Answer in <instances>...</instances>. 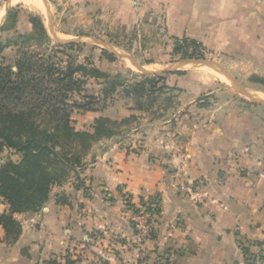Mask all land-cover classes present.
Returning a JSON list of instances; mask_svg holds the SVG:
<instances>
[{
  "label": "crops",
  "instance_id": "1",
  "mask_svg": "<svg viewBox=\"0 0 264 264\" xmlns=\"http://www.w3.org/2000/svg\"><path fill=\"white\" fill-rule=\"evenodd\" d=\"M53 1L63 13L70 9L65 16L72 23L125 30L156 25L167 50L175 38L195 39L222 55L234 76L264 78V0ZM13 2L0 0L1 25ZM26 23L23 30L17 24L20 34L31 33L28 16ZM178 60L156 72L172 94L159 115L155 107L137 110L115 96L102 108L73 110L77 131H91L99 117L135 119L124 125L130 132L96 141L40 210L13 214L20 224L16 239L0 225V264H72L76 257L104 264H252L264 257V109L238 103L202 63ZM100 65L111 75L128 70L105 58ZM201 95L208 96L207 107L198 103ZM7 158L20 155L4 150L0 164ZM190 185L207 196L190 200ZM149 198L158 212L146 235L133 228L130 213ZM2 212L8 205L0 198Z\"/></svg>",
  "mask_w": 264,
  "mask_h": 264
},
{
  "label": "trees",
  "instance_id": "2",
  "mask_svg": "<svg viewBox=\"0 0 264 264\" xmlns=\"http://www.w3.org/2000/svg\"><path fill=\"white\" fill-rule=\"evenodd\" d=\"M16 20L17 9L9 8L3 26L9 21L14 24ZM29 22L30 35L19 34V37L25 41L48 40L38 16L29 17ZM174 40V52L181 59L204 58V47L199 41L186 37ZM79 44L67 41L39 53L22 44L0 41V58L5 49L17 47L12 65L0 61V154L9 150L20 155L17 161L7 158L0 164V198L8 205V212L0 213V225L9 239H16L20 233V224L13 214L40 210L48 200L51 188L65 182L71 172L83 165L94 142L117 135L119 126L135 119L134 115L121 121L99 117L93 121L91 131L74 128L73 110H96L99 100L92 95H81L84 80L79 74L85 68L68 53ZM59 53L62 58L57 56ZM101 54L110 62L116 59L115 54L106 49L102 48ZM251 78L264 85L263 79ZM155 80L145 76L135 84L136 90H145L147 84L155 86ZM75 95L81 101L73 100ZM133 101L135 109L147 108L142 105L140 95ZM64 148L69 154L61 153ZM75 173L78 175V171Z\"/></svg>",
  "mask_w": 264,
  "mask_h": 264
},
{
  "label": "rangeland",
  "instance_id": "3",
  "mask_svg": "<svg viewBox=\"0 0 264 264\" xmlns=\"http://www.w3.org/2000/svg\"><path fill=\"white\" fill-rule=\"evenodd\" d=\"M16 2L17 1L13 2L12 5L17 9V20L14 24L11 21L4 26L0 24V41L2 43L11 41L16 45L22 44L23 47L28 50H35L39 53H44L51 47H55L59 43H64V41H79V46H75L73 49L68 50V53L75 58L77 63L82 64L85 68V70L83 69V73L79 74L84 80V89L81 95H92L97 97L99 99L96 104L98 108L107 105L113 96H115L117 100L124 102V104L132 103L134 105V97L140 95L143 101L142 105L147 107L146 110L155 107L156 113L159 115L160 112L157 111L163 110V108L171 102L172 94L164 90L165 87L161 84L162 76L156 72L160 71L158 69L163 67L165 69L169 62L176 63L179 61L178 59H181V56L174 52V39L169 46L170 50H167V45L169 44L156 25H145L141 28L134 27L128 30L120 26L108 27L101 25L99 29L98 24H91L88 27H83L81 24L72 23L71 20L65 16V13L69 12L70 9H66L63 13L62 8L57 7L53 0H43L44 4L47 6L46 9L39 0ZM0 10H4V4ZM27 16H38L41 19L46 29L48 40L40 41L38 39H33L25 41L24 38L18 36L20 32L17 29V24L20 30L26 28ZM54 17L55 20H53ZM141 47L144 49L143 51H141ZM102 48L114 53L117 63L126 65L128 70L114 75L104 71L100 65L102 58H105L101 54ZM16 50V46L5 49L1 54L2 58H0V61L2 59L4 63L12 65ZM203 54L204 58L202 59L185 58V60H190L193 63H201L204 60L215 62L225 69L228 75L204 64L202 65L212 70L213 75L223 81L222 86L229 89L227 92L229 96L238 98L236 101L244 106H259V109H264V105L251 101L252 98L264 100V85L257 81H253V78H251L257 77L255 74L245 73L248 74L249 77H244L241 73L235 72L236 76H234L227 68L229 62L226 61L222 55L209 53L205 49ZM57 56L59 58L63 57L61 53ZM162 60L165 61L166 65H161L159 68L158 66L151 68L143 67L144 64H147L149 61L160 62ZM145 76L150 78L154 77V79H156L155 86L147 84L145 90L137 91L135 84L142 81ZM261 79L264 80V78ZM207 97L208 96L204 95L199 97L198 103L202 107H207L209 105V99ZM73 100L81 101L77 95L73 97ZM170 117L171 116H169V118ZM123 126L124 125H121L117 128V136L130 132L128 131V126H124L127 128H122ZM66 151L67 149L64 148L61 150V153L65 155L67 153L69 154V151Z\"/></svg>",
  "mask_w": 264,
  "mask_h": 264
},
{
  "label": "built area",
  "instance_id": "4",
  "mask_svg": "<svg viewBox=\"0 0 264 264\" xmlns=\"http://www.w3.org/2000/svg\"><path fill=\"white\" fill-rule=\"evenodd\" d=\"M185 192L189 196L190 200L195 202H201L206 196L207 192L201 188L190 185L185 187ZM89 195H93L94 191L92 188L87 189ZM158 203L154 198L147 199L143 205L139 208L132 209L130 213V221L133 228L141 232L142 234H150L151 224L155 216L157 215ZM73 264H104L100 259H89L76 257L73 260ZM252 264H264V257H257L252 260Z\"/></svg>",
  "mask_w": 264,
  "mask_h": 264
},
{
  "label": "water",
  "instance_id": "5",
  "mask_svg": "<svg viewBox=\"0 0 264 264\" xmlns=\"http://www.w3.org/2000/svg\"><path fill=\"white\" fill-rule=\"evenodd\" d=\"M63 42V41H62ZM65 42V41H64ZM79 42V41H78ZM82 42H85V41H82ZM202 64L206 65V66H209L211 67L212 69H216L218 71H220L221 73L223 74H226L228 75L227 71L225 69H223L221 66H219L218 64H216L215 62L213 61H207V60H204L201 62ZM251 101L253 103H258V104H261V105H264V100H260V99H256V98H252Z\"/></svg>",
  "mask_w": 264,
  "mask_h": 264
},
{
  "label": "bare ground",
  "instance_id": "6",
  "mask_svg": "<svg viewBox=\"0 0 264 264\" xmlns=\"http://www.w3.org/2000/svg\"><path fill=\"white\" fill-rule=\"evenodd\" d=\"M14 1L22 2V1H29V0H14ZM0 17H1V13H0ZM223 79H224V78H223Z\"/></svg>",
  "mask_w": 264,
  "mask_h": 264
}]
</instances>
